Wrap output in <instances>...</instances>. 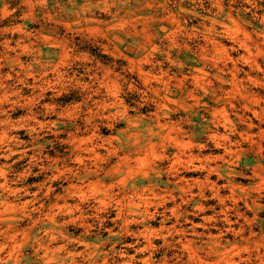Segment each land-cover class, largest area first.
<instances>
[{
	"label": "rangeland",
	"instance_id": "rangeland-1",
	"mask_svg": "<svg viewBox=\"0 0 264 264\" xmlns=\"http://www.w3.org/2000/svg\"><path fill=\"white\" fill-rule=\"evenodd\" d=\"M0 264H264V0H0Z\"/></svg>",
	"mask_w": 264,
	"mask_h": 264
}]
</instances>
